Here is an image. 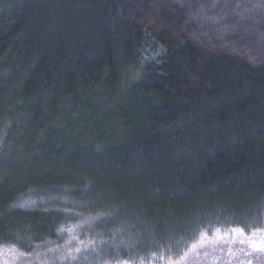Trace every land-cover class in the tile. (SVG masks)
Returning a JSON list of instances; mask_svg holds the SVG:
<instances>
[{
  "label": "trees",
  "instance_id": "trees-1",
  "mask_svg": "<svg viewBox=\"0 0 264 264\" xmlns=\"http://www.w3.org/2000/svg\"><path fill=\"white\" fill-rule=\"evenodd\" d=\"M4 3L0 109L21 151L2 155L0 247L62 243V215L19 203L71 189L129 214L107 254L134 264L264 231V0Z\"/></svg>",
  "mask_w": 264,
  "mask_h": 264
},
{
  "label": "rangeland",
  "instance_id": "rangeland-1",
  "mask_svg": "<svg viewBox=\"0 0 264 264\" xmlns=\"http://www.w3.org/2000/svg\"><path fill=\"white\" fill-rule=\"evenodd\" d=\"M5 4L0 6V11L4 10ZM3 84L4 75L0 73V98ZM19 126L21 120L3 115L0 109V176L12 168L2 164V155L3 152L18 150L21 143L17 135ZM11 133L14 135L9 139ZM75 190L78 195L74 194ZM66 192L69 197L51 195L38 200L28 197L19 203L21 207H39L53 217L62 215L70 223L64 228V241L32 253L11 246L0 247V264H134L107 254L118 249L125 242V237H131V232H134V227H130L129 214L95 213L99 200L90 199L78 189ZM188 249L179 255L178 264H264V231L237 229L218 233L206 240L200 239Z\"/></svg>",
  "mask_w": 264,
  "mask_h": 264
}]
</instances>
